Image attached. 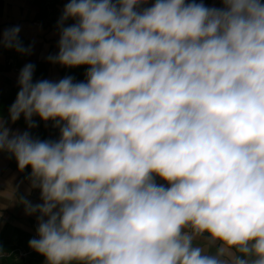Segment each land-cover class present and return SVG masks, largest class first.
<instances>
[{
    "label": "clouds",
    "instance_id": "9594fccd",
    "mask_svg": "<svg viewBox=\"0 0 264 264\" xmlns=\"http://www.w3.org/2000/svg\"><path fill=\"white\" fill-rule=\"evenodd\" d=\"M221 3L69 0L48 60L86 81L20 71L10 121L60 131L0 113V152L40 190L21 202L45 264H264V2ZM19 32L0 48L30 54Z\"/></svg>",
    "mask_w": 264,
    "mask_h": 264
},
{
    "label": "crops",
    "instance_id": "0c3cea01",
    "mask_svg": "<svg viewBox=\"0 0 264 264\" xmlns=\"http://www.w3.org/2000/svg\"><path fill=\"white\" fill-rule=\"evenodd\" d=\"M68 2L69 0H0V32L19 26V39L25 48L31 47L30 54H22L6 47L0 48V113L8 120V126L13 131H30L33 137L42 140L59 139L60 131L53 127L52 121L45 122L34 116L33 119L39 126L29 129L23 115L17 122L12 123L7 111L17 98L19 74L26 64L35 65L33 82L44 79L60 80L64 66L50 62L48 57L59 52L58 21ZM202 2L207 7H223L221 0ZM151 3L154 0H149L146 6H151ZM73 23L75 21L69 19L65 26ZM12 156L7 151L0 152V240L5 235V230L10 228L8 238L13 245L11 249L0 247V263L3 259L18 261L16 249H23L28 252V264H45V257L30 248L28 243L32 238H38V214H27L25 205L21 202L23 198L32 204L42 203L40 190L31 188L28 178L31 166L21 171L18 163L12 162ZM157 183L167 186V182L159 177Z\"/></svg>",
    "mask_w": 264,
    "mask_h": 264
},
{
    "label": "trees",
    "instance_id": "16d2710c",
    "mask_svg": "<svg viewBox=\"0 0 264 264\" xmlns=\"http://www.w3.org/2000/svg\"><path fill=\"white\" fill-rule=\"evenodd\" d=\"M262 2H264V0H262ZM88 67L89 66H87V65H82L79 67H71V68L64 66L61 70L60 79L64 78L65 76H72L75 78L76 82L86 81L85 73H86ZM7 114L9 115V109L7 111ZM11 160H12V162L17 163L14 156L11 157ZM9 231H10V228H7L5 230V235L0 240V247H2V248H6V249L13 248V245L10 243V238H8V234H9L8 232ZM0 264H21V262L20 261L10 262L6 259H3Z\"/></svg>",
    "mask_w": 264,
    "mask_h": 264
},
{
    "label": "built area",
    "instance_id": "2783aa9c",
    "mask_svg": "<svg viewBox=\"0 0 264 264\" xmlns=\"http://www.w3.org/2000/svg\"><path fill=\"white\" fill-rule=\"evenodd\" d=\"M16 252H17V255L19 258L18 261H20L21 264H28V262H29L28 252H26L23 249H16Z\"/></svg>",
    "mask_w": 264,
    "mask_h": 264
}]
</instances>
